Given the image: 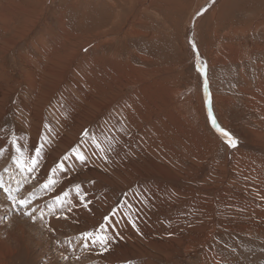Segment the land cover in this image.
<instances>
[{"label":"bare ground","instance_id":"1","mask_svg":"<svg viewBox=\"0 0 264 264\" xmlns=\"http://www.w3.org/2000/svg\"><path fill=\"white\" fill-rule=\"evenodd\" d=\"M0 10L2 12V9ZM4 14H6V12H4ZM8 17L9 16H7V19ZM8 20L10 21V19ZM7 31V29H4L2 35L6 34L5 32ZM71 37L74 40L75 37L72 35ZM65 38L66 37H64V39ZM66 41L68 43L70 42L69 39ZM7 42L5 46H0V52L7 51L9 41ZM51 42L55 43L53 41ZM60 42H58V44L57 42L55 44H48V42L41 41L39 44L40 48L34 47L38 55L42 58L38 61H35L33 56V61L28 56L23 57L22 68L26 72L23 74L25 89L18 98L16 105L14 104L15 116L13 124L15 126V134L17 135V143L21 142L19 146H25L24 144H26V141L31 140L34 145H37L41 143V135L49 137V143L44 148L45 158L39 170L41 182H43L42 178L44 177V173L51 167V164L67 152L72 145L77 143L81 132L91 125L89 130L95 134L101 146L107 151L111 144V146L114 147V151L108 152L110 159L107 163L94 157L89 160L86 168L77 167L78 175L72 172L69 173L65 180V185H67L69 181H71L72 184L75 183L78 178L83 181L92 179L95 181L94 184L90 183L87 186L83 185L88 192V198L92 202L89 205V209L79 206L74 207L71 212L67 211V205L63 208L59 205L54 206V208L49 207L52 216L49 215V217L46 218V224H50L55 228V232L49 231V229L47 230L49 234L43 241L45 244V249L42 248L44 252L59 248V255L61 258L63 255H72L74 257L73 264H118L124 260L126 261V259L145 258V253L148 252H150V258H152V260L158 258L161 254L156 255L151 252V246L156 242L158 245L159 243L163 245L159 246L161 250H166L165 253L163 251L164 254L158 259H162V257L166 259L168 257L166 256L168 255L167 252L170 254L171 251L173 255L177 252L175 248L176 245H184L185 247L190 246V250L191 247L195 249L194 247L197 248L198 246L215 245L217 241L215 232L224 226L231 230L241 231L252 229V225L261 224V222L256 219L236 221L234 218L239 219L248 215L250 212H253L256 218L264 216V81L256 84L255 91L250 93H248V91H243L245 97L247 95L248 100L245 99L247 100L246 105L243 104L241 108L251 117L250 124L259 129V131L255 130L256 128L249 129V133L255 139V143L250 145L239 142L237 149L229 150L225 148L226 152H224V157L226 164L224 165V170L221 164L222 161L220 163L217 156L214 155L219 152V149H221L224 144H221L222 142H220L221 139L219 134L216 136L213 133V137L210 136V129L204 123L205 109L199 94L197 92L195 94L194 92V95H188L185 101L177 102L175 97L179 96L184 88L178 89L179 87L177 88L173 85L172 81L176 79V76L173 77L171 73L170 75L167 68L149 67L137 69L132 65L129 59L123 60L120 56L115 58L106 57L104 52L100 51V56L95 54L97 57L94 55L93 59H82L71 69L73 65L70 64L71 62L65 61V57L72 58V53L69 52L73 50L67 47V43L63 45L64 43L61 44ZM105 44L100 41L95 43L93 48L90 49L91 55L103 48ZM224 48L221 53L222 59L216 60L212 65L222 62L221 65L225 67L226 64L239 62L240 59L244 57L241 58V54L239 55L237 51L239 50L237 49L238 47L234 49L233 47L227 48L224 46ZM60 50L66 51L64 58L60 56ZM244 50H246V48ZM255 51L264 52V47L255 48ZM243 53H245V51ZM249 55V53H245V57ZM73 57L74 60H77L76 55H73ZM138 57L147 64L153 62L150 58L144 59L141 56ZM249 57H251V55ZM46 60H49L51 66L46 67L42 65V62ZM248 60L250 61V59ZM63 63H65V65H63ZM60 64L63 66L62 68H60L61 66L59 67ZM59 68L62 71L59 72ZM9 79H11L10 74L5 67L0 65V101L8 96L11 90L10 88H12ZM127 88H133V90L127 94ZM49 90H56L59 93L54 99L55 103L47 110L51 103H49L50 100L46 101L43 95H46ZM3 92V96L5 97L2 96ZM212 102L214 106L218 107L219 111L226 109L225 105L232 104L229 99L223 96L217 100L212 97ZM5 106L6 101L4 105L0 107V116H5ZM183 106H185V109H181ZM190 106L194 108V112H190ZM223 125L225 126L226 124ZM23 127L27 128V133H21L19 131ZM1 132L2 131H0V133ZM110 133L115 134V142L106 140V137ZM1 135L3 136L4 133ZM21 135H25V139L20 137ZM6 140L8 139H0V145L2 144V146H4L7 143ZM198 142L203 148L199 149V147H197ZM12 148L13 147L9 146L7 151L8 157L11 155H19L16 151H12ZM22 151L23 159L27 160L24 158L27 156L29 160L30 154L24 149ZM164 151H166V154ZM196 151H198L200 155L201 153L203 154L202 159L209 158L210 175L213 174L211 176V182L215 181V184H220L223 187L219 189L216 188L214 193L215 197L218 203H221V200H225V203L222 204L221 207H212L205 210L201 209V207H197L195 208L196 210L191 212V207L189 210L188 200L182 199L179 203V207L173 205V207L176 206L177 208H174L175 211L172 213V216L165 212H161L165 211L164 206H161L162 202L168 203L169 199L176 200L174 198L176 197L174 194L175 191L182 196L187 195L186 193H190L188 188L177 186L178 183L187 181L188 178L184 179L182 177L179 167H177L175 172H173L172 169L170 170L169 164L176 162V164H181L182 168L186 163H190L189 169L196 168L197 166H195V163L197 158L190 159L188 157L190 153ZM127 152L131 153V156L139 154V156L143 158L148 157L151 160L152 166L160 168L159 172L147 173L148 176H156L158 179L135 185L133 188L128 189L124 195V199L126 197L132 204L139 208V219H137V224L140 232L137 233L118 213L113 217V220L119 222L115 224L114 229H109L110 243L107 246L108 250L104 251L99 244L90 250H85L81 247L80 233L84 231H95L100 220H97V211L100 210L99 214L106 211L107 208H105V206L109 204V201L111 202L108 194L103 193L104 190H106L108 186H112L117 191L116 186L128 185L134 180L137 174L135 172L136 167L142 163L140 158L133 157L131 164L134 165V168H128L129 163H125L122 156V153ZM6 160H8V158ZM121 160L123 161L120 162ZM217 171L218 174L216 175ZM170 173L173 176L170 175ZM214 175L216 176L214 177ZM190 178L191 177H189V179ZM57 179H59V177H57ZM238 181L244 182L242 185L244 192H234V188L239 184ZM237 193L242 195L245 200ZM114 196L112 198H114ZM250 197L258 200L263 208L257 207L255 204L246 201L250 200ZM70 199L75 202L74 191ZM141 200L144 202L140 203ZM48 201L50 204L52 203L49 198ZM166 206L167 205H165V207ZM169 207L167 208L170 211L171 208L169 209ZM155 211V219H160L158 221H160L161 226L162 224L163 226L172 225V232H175L173 233L175 236L174 238L162 242H160V238L158 241L154 239V242L149 240L150 238H148V236L150 237V234L145 231V220L143 221L141 214L143 216V213L146 212L151 216V212ZM216 211L218 217H216ZM210 212L213 213L211 216L213 219L209 220L206 233L203 232L205 231L207 223H205L203 227H197L192 230L193 234L189 238L185 237L186 229L182 232L180 231L182 228H178L184 227L185 224L187 226L188 223L191 224L190 220L198 221L197 219L202 218V214H210ZM57 216L61 218L57 219ZM64 216H67V219H64ZM186 219H188V221ZM96 221L97 223H95ZM79 224L84 226L79 227ZM165 230L167 232V229ZM112 231H117L119 236L112 238ZM73 233L78 234V239L76 241H70L67 237L64 238V245H62L61 242L54 241L55 237L53 234H56L59 240L63 238V236ZM178 234L180 235L177 236ZM51 242L52 247L48 245ZM72 246H75V249H72ZM156 249H158V247H156ZM188 249L185 248L184 250L187 251ZM215 249V246H211L210 252L205 251L204 255L201 256L202 264H221ZM59 255H57V257L60 260ZM76 257H80V259H76ZM54 259L56 260L55 257ZM0 264L5 263L1 262ZM47 264H55V261L51 259ZM144 264L153 263L149 261V263Z\"/></svg>","mask_w":264,"mask_h":264},{"label":"rangeland","instance_id":"2","mask_svg":"<svg viewBox=\"0 0 264 264\" xmlns=\"http://www.w3.org/2000/svg\"><path fill=\"white\" fill-rule=\"evenodd\" d=\"M0 5V9H2V12L0 10V39H3L0 40L2 43H0V46H5L8 43L7 41H9L7 51L0 52V65L5 67L10 74L11 79H9V82L12 87L7 97L3 96L4 92L2 93V96L5 98L0 101V107H2L6 101L5 116H0V129L3 130L0 135L4 133L3 136H0V139L9 140L12 134L15 133V126L13 124L15 116L14 104L16 105L18 98L25 89L23 74L26 72L22 68L23 57L28 56L32 61L34 57V60L38 61L42 58L38 55L34 47H39L41 41L48 42V44H55L57 42L58 44L60 40L61 44L64 43L63 45H65V43H67V47L73 50L69 52L72 53V58L65 57V61H69L71 62L70 64L73 65L71 69L82 59H93L95 54L100 56L102 51L106 57L115 58L120 56L123 60L129 59L132 65L137 69L149 67L167 68L169 74L171 73L173 77L176 76V79L172 81L173 85L177 88L179 87L178 89L184 88L179 96L175 97L177 102L185 101L188 95H194V92L195 94L197 92L203 102L205 109L204 123L210 129L209 134L212 137L213 133L217 136L218 133L216 134L207 120V105L205 104V94L203 90L204 78L197 72L195 67L196 55L188 43V40L192 39L197 45L200 57L207 64V79L210 94L212 93L211 98L214 97L217 100L223 96L232 102L231 105H225L226 109L220 110L221 112L217 106L213 105V111L218 122L223 128L232 133L240 143H247L250 145L255 143V139L249 133V129L256 128L255 130L257 131H259V129L250 124L251 117L245 113L241 107L243 104L246 105L248 100L247 95L245 97L243 91H248V93L255 91L256 84L264 81V52L255 51V48L264 47V0H215L214 3H212V0H0ZM206 7L208 10L204 12L203 15L197 17L196 13ZM4 12L9 16L8 19H10V21L7 19ZM4 29L8 31L5 32L6 34L2 35ZM71 35L75 37L74 40ZM63 36L69 39L70 42L68 43L66 41L67 39L65 38V40ZM99 41L106 44L103 45V48L91 55L90 49ZM224 46L227 48L233 47L234 49L238 47L237 49L239 50L237 51L239 55L241 54V58L244 57L240 59L239 62L226 64L225 67L221 65L222 62L212 65L216 60L222 59L221 53ZM245 48L246 50H244ZM84 49H87V51H84ZM60 51V56L64 58L66 51ZM244 51L245 53H249L252 58L249 57L250 55L245 57ZM73 55L77 56V60H74ZM96 55L95 57H97ZM138 56L144 59L150 58L153 62L147 64ZM248 59H250V61ZM42 65L47 67L51 66V63L49 60H46L42 62ZM63 65H65V63H63ZM59 67L62 68L63 66L60 64ZM60 68L58 69L59 72L62 71ZM132 90L133 88H127L126 93L128 94ZM58 93L59 92L56 90H49L46 95H43L46 101L50 100L49 103H51L47 110L55 103L54 99ZM184 107L185 106L181 107V109H185ZM193 109L194 108L190 106V112H194ZM223 124L226 125L224 126ZM91 126L86 129H90ZM19 131L21 133H27V128L23 127ZM15 136L17 135L15 134ZM20 137L25 139V135H21ZM8 140H6V142ZM27 141L26 144H24L25 146L21 145L20 147H23L22 150L24 149L30 154L34 144L31 140V142ZM220 142H222V140ZM20 143L18 142V144ZM221 144L223 145V142ZM1 146L2 144L0 147ZM197 147H199V149L203 148L199 142L197 143ZM225 148H227L225 145L222 146L219 152L214 154L217 156L220 163L222 161L221 164L223 169L226 164L224 157V152H226ZM7 151H5L3 155H0V182L6 187L12 188L15 194V190L19 187L17 181H23L24 177L12 159L14 155L8 157ZM12 151H15L14 147ZM198 151L190 153L188 156L190 159L197 158L195 163V166H197L196 168L189 169L190 163H186L182 166V168L184 167L183 169L178 162V164H176V162L169 164L170 170L172 169V171L175 172L177 167H179L182 177L184 179L188 178L187 181H181L177 186L188 188L191 194L186 193L187 195L182 196L175 191L174 194L176 197L174 198L176 200L169 199L168 203L162 202L161 206H164L165 211L160 210L161 212H165L172 216V213L179 207V203L182 199L188 200L190 204H188V206L189 210L191 207V212L196 210L195 208L197 207H201V209L205 210L212 207H221V205L225 203V200H221V203L217 202L214 194L215 190L216 188L219 189L223 187L220 184H215V181L211 182V176L213 174L210 175L209 158L202 159L203 154L201 153L200 155ZM164 153L166 154V151H164ZM131 155L132 154L129 152L122 153L125 163H129L128 168H134V165L131 164L133 157L140 158L142 163L136 167L135 172L137 174L134 180L128 185H118L119 189L118 186H116L119 192L112 186H108V188L104 190L103 193L108 194L111 202L109 201V204L105 206V208H107L106 211L100 214V210L97 211V220L100 219L99 223L102 221V217L110 213L112 207H115L117 200L122 201L124 199V195L128 189L133 188L135 185L145 183L146 181L158 179L156 176L150 177L147 175L149 172L160 171L159 167L152 166L150 158H143L139 156V154ZM7 158L8 160H6ZM24 158L28 160L27 156ZM55 162L56 161H54L51 166L54 165ZM5 169H7V171H5ZM217 174L218 171L216 172V175ZM170 175L172 174L170 173ZM216 175H214V177ZM189 177L191 178L189 179ZM42 179L44 180V177ZM81 181L83 180L78 178L75 183ZM88 181L89 180L83 181V185H89L90 183ZM34 182L35 181H33V185H36L29 188V191L35 193L39 209H42L44 212L45 222L40 221L39 212H37L38 218L36 223L21 218L12 210L10 202L6 199L3 190L0 189V263L47 264L48 261L50 262V260L53 259L55 264H73L74 257L72 255H67L73 258L65 261L59 255V248L55 249L56 251H47L49 254L44 252L45 244L43 241L49 234L47 232L48 224H46V218L51 215L48 207L50 202L48 201V194L41 191L40 184ZM75 183H73V185ZM238 183L239 184L234 188V192H244L242 189L244 182L238 181ZM23 187L28 188V185H23ZM24 194L27 195V192ZM237 194L243 198L242 195L239 193ZM113 196L114 198H112ZM246 201L255 204L257 207L263 208L261 203L254 198L250 197V200ZM164 204L167 206L165 207ZM173 205L177 207H173ZM167 207H169V209H175H170L169 211ZM155 213L156 211L151 212V216L146 212L143 213V216L141 214V218L143 221L145 220V231L150 234V237L148 236V238H150L149 240L153 241L155 239L158 241L160 238L159 240L162 242L174 238L175 236L173 233L175 232H172V225L163 226L162 224L161 226L160 221H158L160 219H155ZM212 215V212H210V214H202V218L197 219L198 221L190 220L191 224L188 223L187 226L185 224L184 227H178L182 228L178 230L183 232L184 229H186L185 237L189 238L193 234L192 230L197 227H203L205 223H207L205 231L203 232L206 233L209 220L213 219V217H211ZM216 217H218L217 211ZM247 219L259 220L261 224L252 225V229L241 231L231 230L224 226L215 232L217 239L215 245L198 246L197 248L194 247L195 249L191 247V250L190 246L185 247L184 245H176L175 248L177 252L174 255L171 251L170 254L167 252L168 255L166 256L168 257L166 259L163 257L162 259H158L166 250H161L159 248V246H163L161 243L158 245L153 241L154 243L152 246L150 245L151 252L156 255L161 254L158 258L152 260V258H150V252H148L145 253V258L126 259V261L124 260L118 264H144L149 263V261L153 264H202L201 256L204 255L205 251L210 252L211 246L216 247L215 251L221 264H264V216L256 218L255 214L250 212L248 215L239 219L234 218L236 221ZM186 220L188 221V219ZM95 223H97V221ZM83 226L84 225L79 224V227ZM165 229H167V232ZM53 236L55 237L54 241L61 242L62 245H64L63 242L65 237L70 241H76L78 239L77 233L65 235L59 240L56 234H53ZM48 245L52 247V242ZM154 246L158 247V249ZM185 248H189L188 250L190 251L184 250ZM72 249H75V246H72ZM57 255H59L60 260Z\"/></svg>","mask_w":264,"mask_h":264},{"label":"snow or ice","instance_id":"3","mask_svg":"<svg viewBox=\"0 0 264 264\" xmlns=\"http://www.w3.org/2000/svg\"><path fill=\"white\" fill-rule=\"evenodd\" d=\"M214 2L215 0H212V3ZM207 10V7L201 9L196 13V16L203 15ZM188 43L196 55V70L204 78L203 90L205 94V104L207 105V120L215 132L219 134L223 144L229 150L237 149L239 141L232 135V133L220 125L213 111V102L207 79V64L200 57L195 41L189 39ZM84 51H87V49H84ZM0 131L3 130L0 129ZM106 140L115 142V134L110 133L106 137ZM40 141L41 143L33 145L30 151L29 160L23 159V151L17 143L15 133L12 134V137L7 141L4 147H0V155H3V153L8 150L9 146L15 148L16 153L19 155L12 156V159L24 177L23 181H17L19 187L15 190V194L13 193L12 188L6 187L0 182V189H2L3 193L6 195V199L10 202L12 210H14L21 218L32 223H36L38 218L37 212H39L40 221H44V213L42 209H39L37 197L34 192L29 191V188L34 187L33 181L39 183L41 191L48 194L49 199L52 201L48 207L54 208V206L59 205L63 208L67 205L68 212H71L74 207L79 206L89 209V205L92 201L88 198V192L83 186V181L77 182L74 185L69 181V183L65 185V180L70 172L78 175L77 167L86 168L89 160L94 157L107 163L110 159L108 152L114 151V147L110 144L109 149L106 151L96 139L95 134L89 129H84L80 134L78 142L72 145L69 150L59 157L54 165L49 167L47 172L44 173V180L41 183L39 170L41 169L45 158L44 148L49 143V137L41 135ZM5 171H7V169H5ZM57 177H59V179H57ZM88 182L92 184L95 183L93 180H89ZM23 185H28V188H24ZM73 190L75 192V202L70 199ZM25 192H27V195L24 194ZM143 202V200L140 201V203ZM118 213L133 229L136 230L137 233L140 232L137 224V219H139V208L125 197L124 200L117 201V204L111 209L110 213L102 217V221L95 228V231H84L80 233L81 247L85 250H90L99 244L104 251H107V246L110 243L109 229H114L115 224L119 222L113 220V217ZM56 218L60 219L61 217L57 216ZM63 218L67 219V216H64ZM48 229L49 231L55 232V228L50 224L48 225ZM111 235L112 238H115L119 236V233L117 231H112ZM62 258L65 261L70 259V257L66 255H63ZM76 259H80V257H76Z\"/></svg>","mask_w":264,"mask_h":264}]
</instances>
